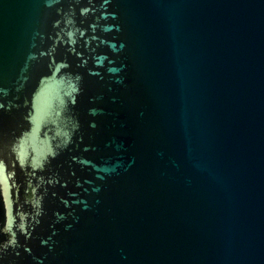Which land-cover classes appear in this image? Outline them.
<instances>
[{"label":"water","instance_id":"obj_1","mask_svg":"<svg viewBox=\"0 0 264 264\" xmlns=\"http://www.w3.org/2000/svg\"><path fill=\"white\" fill-rule=\"evenodd\" d=\"M0 264H264V0H0Z\"/></svg>","mask_w":264,"mask_h":264}]
</instances>
